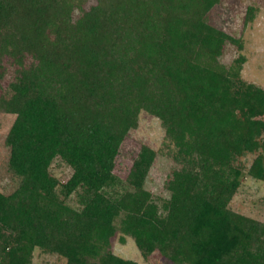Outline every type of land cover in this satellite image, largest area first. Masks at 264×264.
Masks as SVG:
<instances>
[{
	"label": "trees",
	"instance_id": "trees-1",
	"mask_svg": "<svg viewBox=\"0 0 264 264\" xmlns=\"http://www.w3.org/2000/svg\"><path fill=\"white\" fill-rule=\"evenodd\" d=\"M220 1L0 0V111L14 115L18 177L0 191V264H33L37 248L67 264H139L112 250L118 230L173 264H264V223L229 207L242 156L264 180V87L240 75L243 55L220 61L240 44L208 20ZM142 110L180 164L161 207L144 186L153 148L125 181L115 173ZM58 156L73 168L65 182L49 171Z\"/></svg>",
	"mask_w": 264,
	"mask_h": 264
},
{
	"label": "rangeland",
	"instance_id": "rangeland-1",
	"mask_svg": "<svg viewBox=\"0 0 264 264\" xmlns=\"http://www.w3.org/2000/svg\"><path fill=\"white\" fill-rule=\"evenodd\" d=\"M250 7L253 11L248 17ZM208 20L217 28L238 38L240 43L228 42L220 61L230 67L236 64V59L240 55H243L245 61L239 67L240 75L247 82L264 87V0H221L209 12ZM13 119V114L0 111V191L6 194L13 191L18 184V177L8 166L10 149L6 144V135ZM142 145H148L156 151L144 186L161 207L171 194L166 183L173 170L179 168L180 164L171 154L175 147L167 137L161 119L145 110L140 112L138 127L129 131L116 157L115 173L123 181L127 179ZM254 157V153H248L240 158L239 163L244 167L242 181L229 207L264 223V180L248 174ZM49 171L60 182H65L73 173V168L58 156L52 161ZM67 202L72 207L81 208L76 193L70 195ZM122 236L125 237V241L120 239ZM112 250L122 257L136 260L139 264H173L159 251L144 257L134 238L131 235H124L119 230L112 238ZM33 264H67V259L62 255L45 253L37 248Z\"/></svg>",
	"mask_w": 264,
	"mask_h": 264
}]
</instances>
